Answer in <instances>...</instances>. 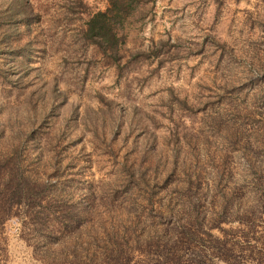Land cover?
<instances>
[{
  "label": "rangeland",
  "instance_id": "1",
  "mask_svg": "<svg viewBox=\"0 0 264 264\" xmlns=\"http://www.w3.org/2000/svg\"><path fill=\"white\" fill-rule=\"evenodd\" d=\"M9 166L91 229L46 254L0 193V264H264V0H0Z\"/></svg>",
  "mask_w": 264,
  "mask_h": 264
},
{
  "label": "trees",
  "instance_id": "2",
  "mask_svg": "<svg viewBox=\"0 0 264 264\" xmlns=\"http://www.w3.org/2000/svg\"><path fill=\"white\" fill-rule=\"evenodd\" d=\"M107 13V10L99 11L88 20L86 34L89 37L105 38L109 36ZM8 168L9 170H6L5 173L9 177L7 180L9 182L2 184L0 193L8 199L17 198L19 205L25 208L24 214L29 225L28 228L32 231V234L35 233L33 236L36 237L37 242L44 246L45 253H50L53 245L52 240L58 238L59 234L62 235V238L68 237L70 240L68 248L71 252L69 254L65 251L62 252V259H65V261L78 260L81 254L77 251L78 241L74 239H78L80 226H83L87 232L90 231V222L88 220L84 221L85 223L81 222L82 218L78 217L73 209H70L65 203L57 200V193H53L50 188L46 186L40 188L39 184L36 186L31 185L22 172L15 173V171L10 170V166ZM58 194L60 196L61 193ZM3 203L7 205L6 201H3ZM88 211L90 209L87 206L84 211L85 216ZM163 242L167 245L166 238ZM61 243H66V240ZM70 256L72 259H69Z\"/></svg>",
  "mask_w": 264,
  "mask_h": 264
}]
</instances>
